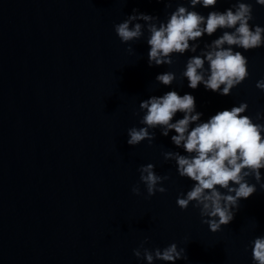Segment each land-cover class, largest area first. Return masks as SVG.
I'll list each match as a JSON object with an SVG mask.
<instances>
[{"label": "water", "instance_id": "95a60500", "mask_svg": "<svg viewBox=\"0 0 264 264\" xmlns=\"http://www.w3.org/2000/svg\"><path fill=\"white\" fill-rule=\"evenodd\" d=\"M236 2L219 0L215 10ZM243 2L253 5L250 23L264 26V6ZM178 4L187 0H0V264H147L133 252L146 238L151 250L184 248L188 259L177 264H253L251 241L264 235V188L257 184L213 233L198 208L177 206L192 181L164 159L166 151L184 154L171 141L174 130L167 137L155 130L151 145L127 143V130L142 126L140 102L172 89L193 94L204 120L247 102L246 114L264 123V91L256 87L264 47L238 49L249 77L221 96L187 86L182 72L192 53L150 67L147 29L129 43L114 30L133 9L166 21ZM221 34L205 35L200 48ZM165 71L176 75L170 87L156 81ZM148 163L169 177L166 191L151 197L138 171ZM137 184L140 195L132 192Z\"/></svg>", "mask_w": 264, "mask_h": 264}, {"label": "clouds", "instance_id": "9594fccd", "mask_svg": "<svg viewBox=\"0 0 264 264\" xmlns=\"http://www.w3.org/2000/svg\"><path fill=\"white\" fill-rule=\"evenodd\" d=\"M218 3L219 0H187V6L178 4L166 21L133 9L131 15L114 25V30L122 43H129L143 37L147 29L150 67L172 65L174 55L192 53L182 72L187 86L195 90L203 85L207 91L228 96L250 74L248 59L238 49L264 47V26L250 23L254 19L251 3L237 0L223 11L215 10ZM255 3L264 6V0ZM171 6L170 2L165 3L166 8ZM197 6L212 10L205 16L196 10ZM218 30L222 34L200 48L202 38L212 37ZM175 79L171 71L156 76V81L165 87H170ZM256 87L264 91V78L257 81ZM248 107L247 102H241L204 120L193 94L181 95L172 89L142 100V126L127 130V143L133 147L145 140L151 145L157 129L165 137L174 130L171 141L184 154L166 151L164 159L174 161L179 176L192 181L190 190L177 197V206L181 210L189 205L198 208L202 222L213 233L234 219L240 201L251 197L257 184L264 188V123L254 122L246 114ZM177 113L182 116L174 119ZM138 171L149 197L166 191L162 183L169 177L157 174L154 164L141 165ZM248 177H253L255 183H250ZM132 192L141 194L139 184L132 187ZM146 242L147 238L133 252L147 264H155L156 260L177 264L188 259L186 250L178 249L176 243L151 250L144 247ZM251 249L253 264H264V235L251 241Z\"/></svg>", "mask_w": 264, "mask_h": 264}]
</instances>
